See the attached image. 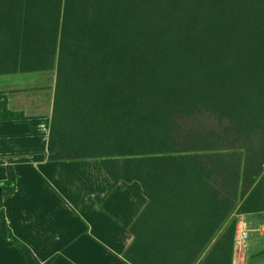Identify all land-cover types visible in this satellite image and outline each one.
I'll use <instances>...</instances> for the list:
<instances>
[{
    "label": "trees",
    "instance_id": "obj_1",
    "mask_svg": "<svg viewBox=\"0 0 264 264\" xmlns=\"http://www.w3.org/2000/svg\"><path fill=\"white\" fill-rule=\"evenodd\" d=\"M52 69L49 159L148 199L126 264H233L238 215L264 211V0H0V74ZM16 180L0 232L51 264L8 225Z\"/></svg>",
    "mask_w": 264,
    "mask_h": 264
},
{
    "label": "crops",
    "instance_id": "obj_2",
    "mask_svg": "<svg viewBox=\"0 0 264 264\" xmlns=\"http://www.w3.org/2000/svg\"><path fill=\"white\" fill-rule=\"evenodd\" d=\"M56 81V69L0 74V182L9 167L17 176L4 196L8 225L41 262L126 264L130 227L148 199L137 180L114 185L99 158L49 159ZM238 221L249 236L233 264H264L263 212ZM0 264H27L1 232Z\"/></svg>",
    "mask_w": 264,
    "mask_h": 264
},
{
    "label": "built area",
    "instance_id": "obj_3",
    "mask_svg": "<svg viewBox=\"0 0 264 264\" xmlns=\"http://www.w3.org/2000/svg\"><path fill=\"white\" fill-rule=\"evenodd\" d=\"M249 236V230L241 227H237L235 235V243L241 244Z\"/></svg>",
    "mask_w": 264,
    "mask_h": 264
},
{
    "label": "rangeland",
    "instance_id": "obj_4",
    "mask_svg": "<svg viewBox=\"0 0 264 264\" xmlns=\"http://www.w3.org/2000/svg\"><path fill=\"white\" fill-rule=\"evenodd\" d=\"M239 216V215H238ZM240 224V222L238 221V223H237V225H239Z\"/></svg>",
    "mask_w": 264,
    "mask_h": 264
},
{
    "label": "water",
    "instance_id": "obj_5",
    "mask_svg": "<svg viewBox=\"0 0 264 264\" xmlns=\"http://www.w3.org/2000/svg\"><path fill=\"white\" fill-rule=\"evenodd\" d=\"M263 214H264V211H263Z\"/></svg>",
    "mask_w": 264,
    "mask_h": 264
}]
</instances>
